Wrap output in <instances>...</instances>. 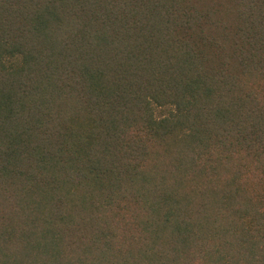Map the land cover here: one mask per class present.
I'll return each mask as SVG.
<instances>
[{
  "label": "trees",
  "instance_id": "obj_1",
  "mask_svg": "<svg viewBox=\"0 0 264 264\" xmlns=\"http://www.w3.org/2000/svg\"><path fill=\"white\" fill-rule=\"evenodd\" d=\"M0 264H264V0H0Z\"/></svg>",
  "mask_w": 264,
  "mask_h": 264
}]
</instances>
